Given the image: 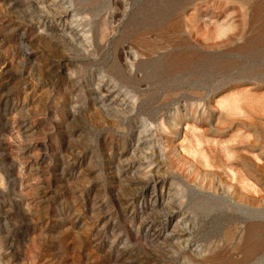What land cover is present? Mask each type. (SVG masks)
Segmentation results:
<instances>
[{
  "label": "rangeland",
  "instance_id": "374dc122",
  "mask_svg": "<svg viewBox=\"0 0 264 264\" xmlns=\"http://www.w3.org/2000/svg\"><path fill=\"white\" fill-rule=\"evenodd\" d=\"M0 264H264V0H0Z\"/></svg>",
  "mask_w": 264,
  "mask_h": 264
}]
</instances>
